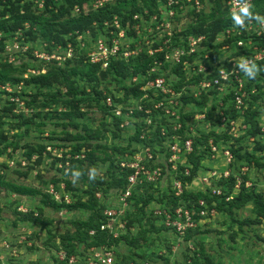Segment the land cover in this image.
Instances as JSON below:
<instances>
[{"label":"rangeland","instance_id":"374dc122","mask_svg":"<svg viewBox=\"0 0 264 264\" xmlns=\"http://www.w3.org/2000/svg\"><path fill=\"white\" fill-rule=\"evenodd\" d=\"M114 1L108 0L106 3ZM168 1H160L154 8L155 12L151 15L161 17L158 25L168 24V28H161V31L171 33L166 47H183L189 50V39L199 40L193 47L195 52L186 58V66L181 67L183 75L179 78L174 74L175 71L169 75L171 81H180L182 82L181 87L188 89L189 92L183 94L182 98L202 99V104H196L190 100L185 105L186 111H194L184 129L186 136L191 139L198 138L199 144L204 145L202 148L206 147L207 149L204 152L203 150L197 152L201 161L194 180L208 170L216 169L218 174L219 171L225 169L221 150L229 149L234 159V163L227 167L231 173L229 178L241 177L243 185L245 182H250L259 193L263 191L259 172L261 169H257L255 166L251 167L242 161L247 160V155L254 154L264 157V150L258 148L262 143L249 139L250 124L248 123L249 117L255 121L258 120L259 124L264 123V97L256 101L250 97L251 91L258 93L259 86L261 87L260 91H264V77L259 76L258 73L254 79L257 87H252L254 81L248 78L242 70H239L237 76L243 83L244 101H242L241 107L237 108L232 103L234 95L238 93L235 84L228 81L220 91L207 86H197L198 81H196L194 72L198 63H205L209 67V75H213L211 78H205L206 81H211L216 77L219 69L228 73L231 71L236 76L235 71L239 69L237 65L242 57L256 62L253 56L259 50H264L260 46L261 44H258L259 40L257 39L263 40L264 37H258L252 32L248 33L244 28L237 29L229 37L224 32L226 30L215 35L208 33L195 36L193 27L197 28L200 24L208 27L216 19L215 0H199L198 7L192 0H173L171 6H168ZM82 10L84 14H87L97 9L90 0L82 7ZM219 10L223 12L222 8ZM38 11H44L45 16L49 14V10L43 8H38ZM78 13L79 11L74 9L71 16H76ZM170 13L172 16H169ZM260 17H264V14ZM145 20L143 23L145 33H143L141 42L146 45L148 41L149 44H147L150 48L153 44L161 43V35L156 37L157 40L151 37L146 39L148 27L153 29L156 24L150 25L148 17ZM29 28V24H25L24 28L20 29L16 35L20 40H24L23 43L28 46V51L14 53L12 55L13 65L10 64L14 68L25 70L24 73L18 82L0 85V264H52L53 247L59 244L60 237L73 233L75 223L85 221L91 215L88 207L89 194L87 193L90 186L87 180H83L81 171L90 176L92 169H95L94 179H98L104 185L111 178L112 169L108 156L112 153V147L130 145V148L133 149L135 146H139V143L131 140L135 126L139 127L138 123L130 124L124 129L119 127L121 130L118 131L117 127L109 122V118L106 119L96 107L90 110L80 104L77 108L86 112V116L81 118L67 120L55 116V113L62 111H75L68 102H63L70 100L67 88L61 83L51 87H42L37 84H27L25 80L47 73L51 64H55L57 67H63L65 64L60 62L58 65L44 61L42 58H36L35 54L40 55L44 52L45 40H42L40 32L34 40L29 35H25V31ZM233 28L236 29L237 26ZM31 31L36 32L35 28ZM104 33L105 31L102 32V34ZM13 37L7 39V45ZM232 37L236 39L232 43H227V40ZM238 38L241 39L237 40ZM8 58L9 53L4 47V50L0 52V63L5 62ZM72 63L70 62L68 65H72ZM71 80L79 90L85 89L86 93L90 92L89 84L84 80H80L77 76H73ZM185 81L194 83L186 85ZM127 84L126 79L117 82L108 77L105 82L99 83L98 88L104 92L105 89L112 90L115 97L122 98L123 91L121 89ZM5 85L10 86L11 93L2 89ZM53 96L61 99L53 102ZM16 100L18 101L16 102ZM7 107H12L11 112L7 110L2 112ZM152 136H155L151 140L153 145L163 153L165 151L163 141L155 133ZM156 137L160 143L155 142ZM210 144L217 145L219 152H211ZM13 145H15L14 148ZM100 145H104L106 148ZM48 147L55 151L47 152ZM30 148H33L36 153L28 162L25 158L22 159V154ZM42 150L44 152L41 161L38 160V153ZM87 150L93 151L91 157L86 153ZM132 152L134 151L130 149L125 151L121 158ZM61 153L62 157H60ZM188 157L187 164L189 163ZM62 158H65V163L58 162L55 166L54 159L61 160ZM70 159L75 160L73 168L70 165ZM22 161L26 163L25 166H21ZM79 161H82V164ZM28 163L33 165V170L27 177H20L19 173L26 170ZM179 167L182 166H178L176 173L173 170L168 172L166 169L160 181L151 183L153 189H157V192L154 193L155 196L163 193L171 194L172 180L174 178L181 180L182 177L183 169L179 170ZM57 169H62V171ZM75 171H79L81 176L73 183L72 172ZM56 179H60L57 184L58 189L52 184V180L56 181ZM221 179L222 194L223 190L229 191V196L233 198L240 193L241 186L235 190L230 181L223 183L226 179ZM65 181L70 183L69 192L66 190ZM9 184L10 186H8ZM61 184H63L64 190H62ZM11 185H22L21 187L27 188L29 192L25 195H17L14 192V186ZM251 187L245 188L244 186V189ZM200 188H202L200 180L194 181L189 187L192 192H197ZM135 190L141 192L143 188L139 187ZM98 193L100 194L99 202L103 203L106 208L112 209L119 206L118 192L112 191L106 196ZM45 195H48L53 202L55 201L54 197L60 200L59 196L64 195L70 200L69 204L76 200V205L71 209L56 210ZM238 203L239 207L234 208L231 205L225 208L223 213L217 212L214 218L201 224L192 239L184 240V237L181 238L173 231L164 228L161 220H155V223L153 222L155 226L147 223L144 240H139L138 245L133 246L135 249L122 243L116 248V251L122 254H132L140 259L144 258L143 262L151 264L162 262L159 259L160 256L166 257L169 264H264V217L258 216L251 199ZM136 204L129 200L128 210L124 209L117 219L122 221L124 219L126 223L128 214L137 217L134 216L137 213ZM15 207H17V211L18 209L28 210V217H19L20 215L14 210ZM153 207L149 205L146 211L151 213L150 208L153 209ZM137 230V228L131 229L132 233H136ZM136 248L138 249L136 250ZM113 252L115 259V250ZM193 258L196 259V263L192 262Z\"/></svg>","mask_w":264,"mask_h":264},{"label":"trees","instance_id":"16d2710c","mask_svg":"<svg viewBox=\"0 0 264 264\" xmlns=\"http://www.w3.org/2000/svg\"><path fill=\"white\" fill-rule=\"evenodd\" d=\"M44 1V9L49 10L48 15H44V11L38 12V6L34 3L33 0H0V52L4 50L6 41L8 38H11L15 32L24 28L25 24H29V29L25 31V35H29L31 39H36L38 36V32H40L42 36V40L44 39L45 42L48 43L47 51L51 52L54 50L56 45H61L64 47L67 41H71L74 43L75 36H69V34H73L77 32H84L86 30H90L91 36L93 38L98 37L103 32V23L105 21L111 22L114 17L118 20L120 26L126 29L128 35H132V25L134 23L132 17L133 15H140L143 17H148L152 15L155 11L157 4L160 1L165 0H115L113 3H107L102 8H99L95 11H90L87 14H84L82 11V7L89 3L90 0H43ZM225 0H215V13L217 14L216 19L213 20L212 25L208 27H204L200 24L197 28L193 27V35H207L212 34L215 35L222 30H226L228 28L235 27L232 19L231 13L229 12L228 8L226 7ZM50 7V9H48ZM77 8L79 13L76 16H71V12ZM220 8L223 9V12H220ZM56 9V11H54ZM253 16H261L264 14V0H253L252 7H251ZM221 14V15H220ZM205 18L204 16H202ZM255 20V19H251ZM249 20H245L247 23ZM35 28V31H31V29ZM32 35V36H31ZM213 38V37H211ZM236 39L232 37L227 40V43H232ZM241 38H238L239 40ZM259 40L258 44L264 48V39ZM54 43V45H52ZM238 55V53H237ZM157 59L161 60L163 58V53H159L155 55ZM154 56V57H155ZM154 57L148 56L146 53L142 52L140 55L129 59L128 61L122 59H116L110 61L109 65L105 69H101L99 65L89 64L83 55H79V57L73 59H67L64 64L65 66H55V64H51L50 70L47 71L45 74H40L37 77L32 76L29 79H26L25 82L27 84H37L42 87H51L54 84L61 83L63 86L67 88V93L70 96V100L63 101L64 103L68 102L70 106H73L75 111H62L60 113H55V116H59L61 119H73V118H81L86 116L85 111H81L77 107L82 104L85 108L92 110L94 107L100 110L104 117L109 118V122L113 123V126L117 127L118 131L121 130L119 128L120 120L116 118L109 109L103 104V99L105 95H110L115 102L117 103H125L129 99H136L142 95V92L139 90V84H132L131 78L133 76H139L140 78L144 76L147 70L153 66ZM70 62H73L72 65H68ZM51 63H56L55 61H51ZM258 67L261 69L259 72V76L264 77V58L261 61L255 62ZM68 65V66H67ZM182 66H174L169 67L168 65H164L162 67V71L158 73L164 74L166 78L169 77L170 73L174 72V74L180 76L183 75L182 73ZM169 69L168 71H166ZM25 70H21V68H14L12 65L1 62L0 63V85L5 83H16L20 80L22 74ZM73 76H77L80 80H84L87 84H89L90 92L86 93L83 90H79L77 85L74 81L71 80ZM196 76V75H195ZM213 75H207L205 78H211ZM108 77H111L112 80L120 82L127 80L128 84L122 87L123 95L122 98H117L113 94L112 90L105 89V92L98 88L100 82H105ZM203 79V75L200 74L196 76V81ZM252 87H257L255 85ZM193 84L194 82L185 81L186 85ZM74 84V86H73ZM182 86V82H175L174 88L179 89ZM261 87H258V93H252L250 97L253 101L259 100L260 98L264 97V91H260ZM187 92L188 89H187ZM80 95V96H79ZM79 96V97H78ZM61 99L60 97L53 96L52 101L55 102L56 100ZM184 105L188 104L191 100L196 104H202V99H193V98H181ZM226 101V100H225ZM33 102V101H32ZM74 105H73V104ZM229 105V104H228ZM231 105V104H230ZM76 107V108H75ZM9 111L11 112L12 107H7L3 109L2 112ZM89 110V111H90ZM194 114V111H184L182 114V128L178 132V135L185 139L189 138L186 136L187 134L184 132V129L189 121V118ZM142 116V114H140ZM161 122L164 124L165 118H162ZM248 123L250 124L249 134L250 138H253L255 142H261L262 145L258 146L259 150H264V136L260 132V124L258 120H254L249 117ZM1 126V123H0ZM140 127L134 128V135L131 137L132 141H135L139 144H147L153 146V142L151 140H140ZM2 137V135H1ZM155 138V136H154ZM130 140V139H128ZM160 143V140L156 137V141ZM131 144V143H130ZM81 146V145H80ZM79 146V147H80ZM101 147L106 148L104 145H100ZM204 145L199 144L198 138L193 139V153L189 155L188 162L190 164V175L188 177H181L183 183L187 182L190 183L199 171L200 165V156L197 155L199 150L206 151V147L202 148ZM15 145H13V148ZM132 150L130 145L119 146V147H112V153L108 156V160L110 162L111 167V178L106 184H102L98 179H90L89 175H85L82 172L83 180H87L90 186L87 193L89 194V205L90 208V216L85 221H77L75 223L73 233H69L65 236L60 237V241L58 245L53 247L54 250V257L52 258V264H67V260L59 261L56 257V253L59 250H64L67 257L75 256L77 257V262L74 264H85L86 259V252L91 247H100V246H107L113 248L115 250V262L116 264H130L135 263L139 264L143 262V259L137 258L136 256L126 253L122 254L116 251L122 243L125 246H130L134 248L138 245V241L144 240V234L147 228L145 226L147 223H151L153 226V222L155 220L160 219L158 217H154L153 214L148 213L146 211L147 207L152 203H158L164 206L165 209L171 211L176 207L182 206L185 208L191 209L194 205L196 208V202L198 199L203 198L208 202H211V199L208 195L203 194L200 191L192 192V191H184L180 197H174L171 194H161L159 196H155L154 193L157 192V189H153L151 184L143 186V190L141 192L134 190L130 197V201L136 202V210L137 213L133 217V215L128 214L126 219V233L121 234L117 238H112L108 235L107 232L101 231L99 226L105 219L103 216V210L106 208L103 203L99 202V199L95 197V194L100 192L101 195L106 196L108 193L124 191L127 186V176L130 173L128 169H121L118 165L119 161L121 160V155L128 150ZM35 150L33 148L26 149V151L22 154V159L25 158L28 162L32 159ZM45 151V149H44ZM43 150L38 153L39 157L38 160H43ZM232 151V148H231ZM86 153L91 157L93 155L92 150H87ZM237 154V152L235 151ZM253 154V153H252ZM64 157V156H63ZM247 162L242 161L244 164L253 165L257 169L264 168V157L260 155H247ZM71 160V159H70ZM77 160V159H76ZM39 162V161H37ZM58 162L65 163V158L54 159L55 166ZM70 165L74 166L75 160L70 161ZM82 164V161H79ZM6 167V166H5ZM8 167V166H7ZM10 168V167H9ZM33 165L28 163L26 170L22 171L20 177H27L33 170ZM183 167H179V170H182ZM60 172L62 169H57ZM71 170V167H70ZM38 176V175H37ZM230 181L232 183V187L234 185L235 178L230 177L228 180L223 181V183ZM60 182V179L52 180V184L56 186L58 189L57 184ZM66 183V190L69 192L70 183L65 181ZM221 186V182L218 183ZM10 186V184L8 185ZM14 186V185H11ZM22 185H15L13 187L14 192L17 195H25L29 192L27 188L21 187ZM103 186V187H102ZM94 188V189H93ZM93 190V192H92ZM223 190V188H222ZM240 193L230 199L229 201H225L226 197H229V191L223 190V194L217 197L214 201L216 202V210L217 212L223 213L225 208H228L232 205V207L237 208L239 207V201H247L249 199L252 200L256 207V211L258 216L264 217V191L256 192L254 187L252 186L249 189H244V185H241ZM49 202L56 210H60L61 208L71 209L75 207L76 200L73 201L71 204H65L64 202H56L51 201L48 195H45ZM244 197V198H243ZM84 205V203H82ZM15 207V211L17 212L19 217H28V214L19 213ZM21 218V219H22ZM137 228L136 233H132L130 229ZM163 229V227H160ZM158 228V229H160ZM165 228V227H164ZM94 230V235L89 236V231ZM197 229L189 230L184 236V240L192 239L193 234L197 232ZM134 246V247H133ZM130 248V249H131ZM135 249V248H134ZM138 248H136L137 250ZM160 261L156 264H169L168 259L166 257L160 256ZM192 262L196 263V259L193 258Z\"/></svg>","mask_w":264,"mask_h":264},{"label":"built area","instance_id":"2783aa9c","mask_svg":"<svg viewBox=\"0 0 264 264\" xmlns=\"http://www.w3.org/2000/svg\"><path fill=\"white\" fill-rule=\"evenodd\" d=\"M94 3L95 9L102 8L108 0H91ZM191 1V0H187ZM196 7L199 6V0H192ZM252 1L249 0L251 6ZM38 7L44 9V1H35L34 2ZM226 7L231 13L234 7L238 10V5L236 0H225ZM173 4V0L168 1V6ZM75 10L78 11L77 8ZM39 13V11L37 12ZM169 16H172L170 13ZM150 25L156 24L153 29L148 27L147 37L155 38L158 35H161L160 44H153L149 48L148 41L146 45L141 42L143 37V27L145 17L140 15H133L132 19L134 21L131 29L132 35H128L125 28H122L114 17L111 22L105 21L103 23L104 34L99 35L96 38L91 36L90 30L84 32H75L69 34V36H75L74 43L67 41L66 45L62 47L61 45H56L54 50L49 52L47 48L48 43H44V52L40 55H36V58H42L44 61H55L56 64L60 65V62H65L67 59H72L83 55L85 60L89 64L99 65L101 69L107 68L110 61L116 59H122L128 61L131 58H134L140 55L142 52L146 53L148 56L154 57L156 54L163 53V58L161 60L154 57L153 66L147 70L146 74L141 78L139 76H133L131 78L132 84H139V90L142 92V95L136 99H129L125 103H117L110 95H105L103 99V104L109 109L111 114L120 120L119 127L124 129L130 124L138 123L140 127V140H151L154 139L152 136L154 133L159 139H161L165 146V151L161 153L154 145L150 146L147 144H139L135 146L131 151V154H125L123 158L119 161L118 165L121 169L130 170L129 175L127 176V186L124 191H119L118 196L120 198L119 206L115 208H105L103 210L104 220L99 226L101 231H105L112 238H117L121 234L126 233V223L123 219H117L118 215H121L122 212L128 210L129 199L132 195L133 190L145 186V184L155 183L160 181L165 170L168 172L172 171L177 172L178 166H182V176L188 177L190 175V164H187V157L193 153V139L191 138H181L178 135V132L182 128V114L186 111V106L182 102L183 94L187 92V89L180 87L179 89L174 88V81H171L170 76L166 78L164 74L158 72L162 71L164 65L169 66H186L189 56H191L195 50L194 46L199 40L189 39V50L184 49L183 47H169L166 45L169 43V38L171 33L168 31H161L162 27L168 28V24H159L160 18L158 15L148 16ZM148 21V20H147ZM154 22V23H152ZM149 24V23H148ZM147 24V25H148ZM240 27L228 28L226 35L232 36L234 32ZM106 29V30H104ZM165 30V29H164ZM244 30L246 32H252L258 37H264V25H262L257 20H249L245 23ZM154 31V32H153ZM19 30L13 35V39L10 40L8 45H5V50L9 53V58L5 60L6 63L12 64L13 54L22 52L25 53L28 51V46L23 43L24 40L16 37ZM150 33H152L150 35ZM239 34V32H238ZM150 35V36H149ZM153 40V39H152ZM151 40V41H152ZM150 42V41H149ZM148 43V44H147ZM241 43L239 42V45ZM54 45V43H52ZM166 47V48H164ZM257 50V48H255ZM264 50H259L253 59L256 61H261L264 58ZM252 61V60H251ZM13 65V64H12ZM183 69V68H182ZM239 70L236 69V76L231 73H228L222 69L217 71L216 77L211 81H206L205 76L209 75V67L205 63H198L194 74L196 76L202 74L203 79L197 82V86H207L212 89L220 91L224 84H227L228 81H231V84H235L238 93L234 95L232 103L235 104L237 108L241 107L242 101H244V92H242L243 83L240 81V78L237 76ZM234 76V77H233ZM4 91L11 93L9 85L2 87ZM253 93V91H251ZM18 100H16L17 102ZM186 107V108H185ZM142 114V116H140ZM162 118H165L164 124L161 122ZM260 132L264 136V123H260ZM253 140V138H251ZM217 145L210 144L209 148L211 152H219ZM51 147H48L47 152L52 151ZM62 152V151H61ZM221 156L223 162L225 163V169L219 171L217 170H208L201 176H198L197 179H193L190 183H183L182 180L173 179L171 193L174 197H180L184 191H190L189 187L192 186L194 181L200 180L202 188L197 191L202 192L205 195H208L211 199V202L200 198L196 202V208L194 205L191 209L185 208L182 206L176 207L173 210L169 211L164 208L163 205L158 203H152L150 205L154 206L153 209L150 208V212L154 217H158L161 220L162 225L170 231H173L176 235L183 238L187 231L197 229L201 224L209 221L211 218H214L217 215L216 202L214 201L217 197L222 195L221 186L218 183L223 179H228L230 176V171L227 167L231 166L234 163V159L229 149L221 150ZM62 157V153L60 155ZM25 162H21V166H25ZM254 166L253 163L251 167ZM11 168V166H9ZM60 168V165H59ZM261 175V188L264 191V168L260 171ZM234 188L238 190L242 185L241 177L235 176ZM253 184L250 182H245V188L251 187ZM62 190H64L63 184H61ZM60 186V187H61ZM53 190V189H52ZM96 198H100V194H95ZM57 202H64L66 204L70 203V200L67 196H59L60 200L57 197H54ZM232 197H226L225 201H229ZM59 200V201H58ZM22 214H27L28 210L23 211L19 210ZM117 219V220H116ZM131 230V229H130ZM89 236L94 235V230L89 231ZM113 248L107 247L105 245L100 247H91L86 252L85 264H116L114 259ZM56 257L59 261L67 260V264H74L77 262V257L70 256L67 257L64 250H59L56 253ZM135 264V263H130ZM139 264H151L149 262H142ZM162 264V263H161Z\"/></svg>","mask_w":264,"mask_h":264},{"label":"clouds","instance_id":"9594fccd","mask_svg":"<svg viewBox=\"0 0 264 264\" xmlns=\"http://www.w3.org/2000/svg\"><path fill=\"white\" fill-rule=\"evenodd\" d=\"M236 3L238 5V10L236 7H234L231 11V19L235 26L244 28L245 27V20H251L255 19L258 22H260L262 25H264V17H260L258 15L253 16L252 10H251V4L249 0H236ZM237 67L241 69L244 74L250 78L255 79L257 74L261 71V69L258 67V65L251 60L241 58ZM67 174V173H66ZM73 176V183L76 182V179H78L81 176V173L79 171L72 172ZM95 176V169H92V174L90 175V179H94Z\"/></svg>","mask_w":264,"mask_h":264}]
</instances>
